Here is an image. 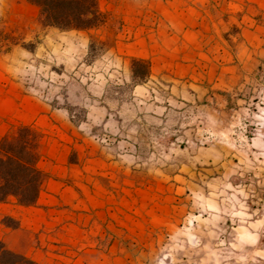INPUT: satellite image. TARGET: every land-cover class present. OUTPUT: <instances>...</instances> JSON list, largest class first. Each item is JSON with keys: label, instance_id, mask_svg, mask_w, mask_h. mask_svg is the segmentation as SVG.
Instances as JSON below:
<instances>
[{"label": "rangeland", "instance_id": "obj_1", "mask_svg": "<svg viewBox=\"0 0 264 264\" xmlns=\"http://www.w3.org/2000/svg\"><path fill=\"white\" fill-rule=\"evenodd\" d=\"M99 10L62 31L0 0L17 42L0 51V139L34 128L45 175L0 222L30 237L28 264H264V0Z\"/></svg>", "mask_w": 264, "mask_h": 264}, {"label": "trees", "instance_id": "obj_2", "mask_svg": "<svg viewBox=\"0 0 264 264\" xmlns=\"http://www.w3.org/2000/svg\"><path fill=\"white\" fill-rule=\"evenodd\" d=\"M26 1L39 8L45 26L62 31L87 30L102 22L99 0ZM16 44L12 32L0 28V51L10 52ZM132 73L134 78H145L149 67L140 59L133 60ZM39 146V134L31 126H20L0 139V202L13 197L19 205L31 206L38 201L45 177L39 167ZM28 263L25 255L11 251L0 240V264Z\"/></svg>", "mask_w": 264, "mask_h": 264}, {"label": "crops", "instance_id": "obj_3", "mask_svg": "<svg viewBox=\"0 0 264 264\" xmlns=\"http://www.w3.org/2000/svg\"><path fill=\"white\" fill-rule=\"evenodd\" d=\"M8 213L9 208L6 202H0V217H3L5 214ZM21 233L22 231L10 230L8 227H5V225L0 222V240H2L5 243L6 247L11 251L26 256L31 250L30 237L27 236V238H24L23 242H20L19 239H16V235H19Z\"/></svg>", "mask_w": 264, "mask_h": 264}]
</instances>
